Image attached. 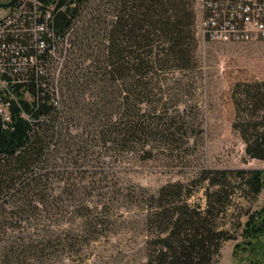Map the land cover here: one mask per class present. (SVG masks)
Masks as SVG:
<instances>
[{
    "label": "trees",
    "instance_id": "obj_1",
    "mask_svg": "<svg viewBox=\"0 0 264 264\" xmlns=\"http://www.w3.org/2000/svg\"><path fill=\"white\" fill-rule=\"evenodd\" d=\"M41 1L52 2L57 66L52 91L44 75L32 72L10 86V121L0 129V230L12 227L7 214L25 207L36 217L57 209L54 186L100 185L101 175L122 170V155L149 159L156 148L166 150L198 131L178 102L168 106L164 91L166 75L196 65L197 0ZM231 99L232 129L246 155L264 161V81L236 84ZM203 183L204 205L189 203L193 187ZM261 193L264 169L239 168L203 169L188 184L168 183L147 194L145 224L154 244L150 263L212 264L238 229L241 242L234 255L239 248L251 255L258 248L264 257L258 242L264 236V203L245 212L244 222L237 218L225 228L237 195Z\"/></svg>",
    "mask_w": 264,
    "mask_h": 264
},
{
    "label": "rangeland",
    "instance_id": "obj_2",
    "mask_svg": "<svg viewBox=\"0 0 264 264\" xmlns=\"http://www.w3.org/2000/svg\"><path fill=\"white\" fill-rule=\"evenodd\" d=\"M202 16L201 0H197L195 30ZM195 38V67L164 77L168 106L173 108L178 102L188 120L198 124L190 138L180 137V142L187 140L188 144L156 148L149 159L124 154L118 164L122 170L101 175L105 179L100 185L54 186L52 204L58 210L36 217L25 207L20 213L7 214L12 227L0 230V264H151L154 244L152 230L145 224L150 208L147 194L168 183L188 184L203 169H264V161L246 155L245 145L232 129L231 99L236 84L264 81V42L211 43L202 42L196 34ZM56 66L52 65V74ZM204 185L191 186L189 203L204 205ZM263 203L264 193L246 198L237 195L227 211L225 228H231L237 218L244 222L245 212ZM7 210L15 212L10 206ZM239 233L240 229L230 234L234 239L222 244L212 264H264L258 248L252 255L239 248L234 255L235 244L241 242ZM258 242L264 250V236Z\"/></svg>",
    "mask_w": 264,
    "mask_h": 264
},
{
    "label": "built area",
    "instance_id": "obj_3",
    "mask_svg": "<svg viewBox=\"0 0 264 264\" xmlns=\"http://www.w3.org/2000/svg\"><path fill=\"white\" fill-rule=\"evenodd\" d=\"M0 14V119L10 121V86L27 74L44 75L52 91V2L17 0ZM202 42L251 44L264 42V0H201ZM43 87H45L43 85ZM27 100L30 101L25 92Z\"/></svg>",
    "mask_w": 264,
    "mask_h": 264
},
{
    "label": "water",
    "instance_id": "obj_4",
    "mask_svg": "<svg viewBox=\"0 0 264 264\" xmlns=\"http://www.w3.org/2000/svg\"><path fill=\"white\" fill-rule=\"evenodd\" d=\"M17 0H11L10 2L8 3H0V9H7L9 7H11ZM1 126H2V122H1V119H0V129H1Z\"/></svg>",
    "mask_w": 264,
    "mask_h": 264
}]
</instances>
